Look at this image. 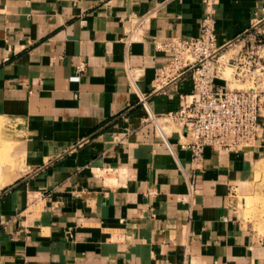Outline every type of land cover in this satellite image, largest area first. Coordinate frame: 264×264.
<instances>
[{
    "label": "crops",
    "instance_id": "crops-1",
    "mask_svg": "<svg viewBox=\"0 0 264 264\" xmlns=\"http://www.w3.org/2000/svg\"><path fill=\"white\" fill-rule=\"evenodd\" d=\"M204 14L201 0H0V116L24 130L20 176L4 182L0 163V264H264V216L243 210L264 136L208 146L195 168L184 129L172 154L144 121L142 96L162 114L193 89L159 77L173 56L155 42L198 36ZM252 33L264 0H220L218 43Z\"/></svg>",
    "mask_w": 264,
    "mask_h": 264
},
{
    "label": "built area",
    "instance_id": "built-area-1",
    "mask_svg": "<svg viewBox=\"0 0 264 264\" xmlns=\"http://www.w3.org/2000/svg\"><path fill=\"white\" fill-rule=\"evenodd\" d=\"M205 7L201 30L194 37H173L166 41H156L155 48L172 53V60L159 77L177 78L191 70L193 89L182 98L177 110L155 113L142 96L141 101L147 111L146 123H151L155 133L168 150L174 154L170 136L184 129L188 140L192 163L201 168L206 147L225 151H239L256 146L264 136V126L260 121L264 92V37L261 34L257 49L252 45L241 53V80L249 81L247 88L230 89L228 81L222 77L221 57L241 38L220 45L216 34V13L220 0H201ZM230 59V58H229ZM86 70V63L76 66L72 80L79 81ZM130 79L135 83L136 74L129 69ZM222 78L225 86L217 85L214 79ZM191 192L195 191L190 182Z\"/></svg>",
    "mask_w": 264,
    "mask_h": 264
},
{
    "label": "rangeland",
    "instance_id": "rangeland-1",
    "mask_svg": "<svg viewBox=\"0 0 264 264\" xmlns=\"http://www.w3.org/2000/svg\"><path fill=\"white\" fill-rule=\"evenodd\" d=\"M261 34L262 33H252L246 40L238 41L229 48L230 50L227 52L226 56L221 59L219 63L221 69L225 67L232 68V70L229 68L224 69V77L230 78H228L230 80V89L247 88L251 84L249 81L241 80V75L238 76L242 66L239 58L241 53H244L247 48H250L252 45L255 47V50L257 49V44H259L260 38L262 37ZM262 95L264 98V92ZM262 113H264V110ZM23 133V128L20 127L16 121L9 117L0 116V163L3 164L5 168L11 170V173L4 178V181L10 180L14 175L13 173L17 171V167H20L19 160L10 156L9 153L15 154L17 147L21 145L24 138ZM255 179L257 180L255 186L253 181L251 182V193L244 196L245 201H243V210L247 218L249 217L255 220L256 226L261 220L260 218L264 216V175L261 177V174L258 172L254 180ZM258 182L260 184H258ZM258 226H260V224H258Z\"/></svg>",
    "mask_w": 264,
    "mask_h": 264
},
{
    "label": "bare ground",
    "instance_id": "bare-ground-1",
    "mask_svg": "<svg viewBox=\"0 0 264 264\" xmlns=\"http://www.w3.org/2000/svg\"><path fill=\"white\" fill-rule=\"evenodd\" d=\"M224 57H225V55H224L223 57H221V58H224ZM228 68L232 70L231 67H225V68H222V70H223L222 77L228 81V86H229V84H230V83H229V81H230L229 79H230V78L228 77V78H229V79H228V78L224 77V76H225V75H224V69H228ZM229 75H230V74H229ZM230 76H231V75H230ZM13 174H14L13 177H11L10 180H8V181H6V182H11V181L15 180L18 176H20L21 172H20V170L17 169V171H15ZM9 176H10V175H9ZM4 182H5V181H4Z\"/></svg>",
    "mask_w": 264,
    "mask_h": 264
},
{
    "label": "water",
    "instance_id": "water-1",
    "mask_svg": "<svg viewBox=\"0 0 264 264\" xmlns=\"http://www.w3.org/2000/svg\"><path fill=\"white\" fill-rule=\"evenodd\" d=\"M190 71H191V70L186 71V72L183 73L180 77H182V76H184V75H186V74H189ZM214 83L217 84V85H221V86H225V84H226V82H225L224 79H222V78H218V77H216V78L214 79Z\"/></svg>",
    "mask_w": 264,
    "mask_h": 264
}]
</instances>
